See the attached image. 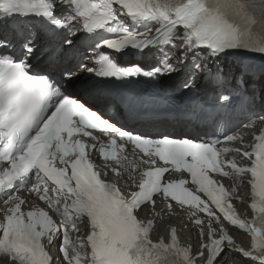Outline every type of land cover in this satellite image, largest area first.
<instances>
[{
    "label": "snow or ice",
    "instance_id": "snow-or-ice-1",
    "mask_svg": "<svg viewBox=\"0 0 264 264\" xmlns=\"http://www.w3.org/2000/svg\"><path fill=\"white\" fill-rule=\"evenodd\" d=\"M0 264H264V0H0Z\"/></svg>",
    "mask_w": 264,
    "mask_h": 264
},
{
    "label": "bare ground",
    "instance_id": "bare-ground-1",
    "mask_svg": "<svg viewBox=\"0 0 264 264\" xmlns=\"http://www.w3.org/2000/svg\"><path fill=\"white\" fill-rule=\"evenodd\" d=\"M173 221H176V219L174 218Z\"/></svg>",
    "mask_w": 264,
    "mask_h": 264
}]
</instances>
